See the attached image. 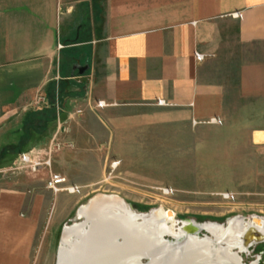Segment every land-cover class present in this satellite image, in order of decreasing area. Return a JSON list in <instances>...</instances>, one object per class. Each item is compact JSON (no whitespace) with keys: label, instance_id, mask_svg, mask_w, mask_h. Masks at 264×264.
Instances as JSON below:
<instances>
[{"label":"crops","instance_id":"1","mask_svg":"<svg viewBox=\"0 0 264 264\" xmlns=\"http://www.w3.org/2000/svg\"><path fill=\"white\" fill-rule=\"evenodd\" d=\"M38 95L50 110L30 108ZM59 120L74 146L53 154L56 167L66 156L87 174L96 159L102 173L157 138L212 162L210 175L264 182V0H0V169L46 149ZM27 173L47 181L50 170ZM41 204L0 185V264H32Z\"/></svg>","mask_w":264,"mask_h":264},{"label":"rangeland","instance_id":"2","mask_svg":"<svg viewBox=\"0 0 264 264\" xmlns=\"http://www.w3.org/2000/svg\"><path fill=\"white\" fill-rule=\"evenodd\" d=\"M46 104H49L48 98L47 102L30 108L37 110ZM69 106L70 104L67 105ZM137 147L142 152L130 162L111 157L105 160L102 173L97 171L98 164L101 165L102 161L99 163L96 159L83 161L92 170L85 171L88 173L84 174L71 158H58L60 161L57 167L54 158V168L64 173L71 182L80 185V190L72 194H53L46 189L44 176L34 178L24 169L2 172L17 161L16 156L7 161L5 168L0 169V185L23 186L30 189L32 195L38 194L42 198L41 229L34 247L32 264H56L64 226L80 222L78 209L90 199L101 195L118 196L131 203L139 212H148L154 208L172 210L175 220L168 222V225L173 230L180 226L176 222L181 220L215 222L221 225L236 217H244L246 221L253 220L254 216L264 219V182L258 178L225 176L224 171H218L222 174L217 176L210 175L207 168L212 162L184 159L183 155L177 153L175 146L161 144L157 138H151ZM168 148L169 152L166 151ZM63 151L64 149L58 153ZM64 159L68 166L63 165ZM116 160L119 164L113 169L111 164ZM215 165L223 170L225 162L218 161ZM121 169L129 170L128 173L132 175L121 172ZM199 169L204 173L199 175ZM161 187H169L173 194L164 195ZM228 193L231 197L225 198L224 194ZM203 233L205 232L201 231L200 235H204ZM239 256L244 264H264V241L250 246L240 252Z\"/></svg>","mask_w":264,"mask_h":264},{"label":"bare ground","instance_id":"3","mask_svg":"<svg viewBox=\"0 0 264 264\" xmlns=\"http://www.w3.org/2000/svg\"><path fill=\"white\" fill-rule=\"evenodd\" d=\"M118 164L119 162L115 161L112 166L116 168ZM93 199H97V203L93 206V209L86 212L87 217L92 219L89 231L84 228L87 221L85 223L76 222L77 224L73 227L71 225L66 226V232H71L68 240L75 243V245L72 244V247L65 252L66 256H64L65 254L62 256L63 264H120L122 257H127L126 259L129 260V257L134 254L128 245L124 249L125 252L115 251L117 246L113 241L108 244V247L102 248L105 242L108 241L107 238L111 237L107 233V226L112 225L110 222L130 224L127 218H123L125 220L101 218V210L117 206L121 198L115 195H101ZM81 208L84 209L86 206L83 205ZM116 210L118 209L116 208ZM149 217H151L149 218L151 230H158L161 233H173L177 236L181 234L180 231L173 230L172 226L168 225V222L175 220V213L168 214L165 210L153 209ZM177 223L178 221L176 225ZM133 225L137 227L135 224ZM204 225L212 236L198 238V236L191 235L190 246L194 248L193 252H170L169 256L173 257L170 258L167 254V260H170V263H173V259L177 256L178 264H229L231 261L236 264H244L241 262L239 253L248 249L254 240L264 238V219L259 217L251 221H246L244 217H236L232 220L229 219L228 224L220 225L215 222H207ZM193 227L191 225V228ZM214 242H224V245L217 248L213 246ZM235 249H239V251H235ZM166 257L164 258L166 259Z\"/></svg>","mask_w":264,"mask_h":264},{"label":"water","instance_id":"4","mask_svg":"<svg viewBox=\"0 0 264 264\" xmlns=\"http://www.w3.org/2000/svg\"><path fill=\"white\" fill-rule=\"evenodd\" d=\"M88 68L89 64L82 65L80 62H78L74 66V69H78L79 73L81 74H84L88 70ZM96 200L97 199L93 198L90 199L89 202L85 204L86 208L82 209L81 206L77 212L80 223H85V221H87L84 225V228H86L85 230L87 231H89V227L92 224V219L90 217H87L86 212L93 209V206L97 203ZM117 200L119 199L117 198ZM116 208L118 210H116ZM112 211H114L115 214H113L114 212ZM152 212L153 209L148 212H139L133 207L131 203H127L124 199H120L119 203H117V206L115 207L106 209L104 208L103 210H101V218H109L108 220H115V218H118L119 220H125L123 218H127L130 223L125 224L124 222H110L112 223V225L107 226V233L111 237L107 238L108 241L105 242L102 248L108 247V244H110L111 241H113L117 246V249L115 251L125 252L124 249L127 248L126 246H130L131 252L133 251L132 253L134 254L129 257V260L126 259L127 257H122L123 259H120V264H178L177 256L173 259V263H170V260H167L170 252H193L192 250H194V248L190 246L191 235L198 236V238L212 236L211 232L207 230L204 225L207 222L197 223L196 221L190 220L178 221L180 226L177 227L176 230L178 232H181V234L178 236L173 233H161L158 230L153 231L151 230V227L149 225V218H151L149 216H151ZM167 212L168 214H174L172 210H168ZM256 217L258 216H254L253 218L255 219ZM76 224L77 223H73L71 224V226L73 227ZM133 224H135L137 227H135ZM101 225L103 226V224ZM147 225L149 226L148 228L146 227ZM191 225H193L194 227L191 228ZM201 231L205 232L203 233L204 235H200ZM69 233L66 232V226H64L57 251L56 264H63L62 256L64 254V256H66L65 252L67 251V249H70V247H72V244L75 245V243L68 240ZM260 241H264V238H262L261 240H254L251 244ZM221 245H224V242H214L213 244V246H216L217 248H219ZM79 252L81 251L79 250ZM164 257H166V259ZM169 257L171 258L172 256ZM131 259L132 261H130ZM229 264L236 263L231 261Z\"/></svg>","mask_w":264,"mask_h":264},{"label":"built area","instance_id":"5","mask_svg":"<svg viewBox=\"0 0 264 264\" xmlns=\"http://www.w3.org/2000/svg\"><path fill=\"white\" fill-rule=\"evenodd\" d=\"M241 12H234L233 16L240 17ZM62 45L60 44V47ZM196 58L198 60H204L207 57V54L196 52ZM47 102V97L45 95H38L36 99L31 104V107H36L37 105L41 103ZM158 104L165 105L167 104L165 100H158ZM107 103L103 100L97 101V106H106ZM79 113L82 112V110H78ZM212 122L219 123V118L215 117L211 119ZM198 121L194 120V124H197ZM63 129L62 122L58 121V128L56 132L53 134V137L48 145V147L44 150L42 149H33L27 152H21L19 154L18 160L9 168H6L2 172L8 171H14V170H26L30 173H38L42 169L46 168L50 170L49 177L46 181V188L50 190L53 194L57 195L61 192H68L70 194L77 193L80 190V186L68 183V179L66 176L56 173L52 171L53 167V154L58 153L63 148L66 147H73L74 144L71 141H62L59 136L61 134V131ZM117 161V160H116ZM115 161L112 162V164ZM111 164V166H112ZM114 169V167L112 166ZM161 191L164 195H171L173 194L172 190L169 187H161ZM225 198H230L231 195L224 194Z\"/></svg>","mask_w":264,"mask_h":264},{"label":"trees","instance_id":"6","mask_svg":"<svg viewBox=\"0 0 264 264\" xmlns=\"http://www.w3.org/2000/svg\"><path fill=\"white\" fill-rule=\"evenodd\" d=\"M51 105H47V109L48 110H50L51 109V107H50ZM52 113V112H51ZM51 115V114H50ZM49 114L48 115H46V122L48 123L49 122V116H50Z\"/></svg>","mask_w":264,"mask_h":264},{"label":"flooded vegetation","instance_id":"7","mask_svg":"<svg viewBox=\"0 0 264 264\" xmlns=\"http://www.w3.org/2000/svg\"><path fill=\"white\" fill-rule=\"evenodd\" d=\"M254 219V218H253ZM262 242V241H261ZM259 242H256V243H254V244H252L251 246H253V245H256V244H258ZM250 248V247H249Z\"/></svg>","mask_w":264,"mask_h":264}]
</instances>
